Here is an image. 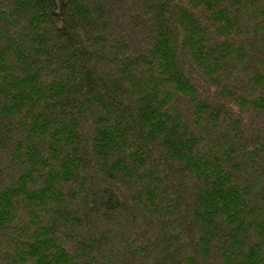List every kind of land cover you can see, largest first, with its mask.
<instances>
[{
	"label": "trees",
	"instance_id": "obj_1",
	"mask_svg": "<svg viewBox=\"0 0 264 264\" xmlns=\"http://www.w3.org/2000/svg\"><path fill=\"white\" fill-rule=\"evenodd\" d=\"M0 0V264H264V0Z\"/></svg>",
	"mask_w": 264,
	"mask_h": 264
},
{
	"label": "rangeland",
	"instance_id": "obj_2",
	"mask_svg": "<svg viewBox=\"0 0 264 264\" xmlns=\"http://www.w3.org/2000/svg\"><path fill=\"white\" fill-rule=\"evenodd\" d=\"M56 1V11H58L59 10V2H60V0H55Z\"/></svg>",
	"mask_w": 264,
	"mask_h": 264
}]
</instances>
